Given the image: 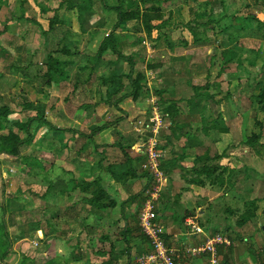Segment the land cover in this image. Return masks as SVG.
<instances>
[{
	"label": "rangeland",
	"instance_id": "1",
	"mask_svg": "<svg viewBox=\"0 0 264 264\" xmlns=\"http://www.w3.org/2000/svg\"><path fill=\"white\" fill-rule=\"evenodd\" d=\"M44 6L43 0H27L28 8L25 6L24 14L22 20L18 21L16 17L13 16L14 13H19L16 10H12V13L8 14V19H10V25L9 29L7 30V33L2 35L0 37V47H7L11 50V53L13 51L11 56L6 55L3 53V51L0 49V104H7L10 106V108L15 112L14 116L11 117L12 121L15 122L17 120H22L24 122L28 121L29 118H36L38 113L35 109L31 110V112H21L23 103L25 102L24 97L27 99H30L31 101H41L40 103L45 104L44 114H40L46 122L51 123L52 125L58 127V129H65L66 132H60V131H49L48 127L43 130H37V128L31 129V132L33 135H36V133L39 131V133L35 136V139L31 142L30 145L23 146L21 149V156H33L36 159H42L45 161L46 166L43 171H41L38 167L29 168L28 164H24L22 160H17L13 158H2V166H0V210L2 212L3 210L6 211L7 219H11V216H13L14 226L10 228V236L13 241V254L9 257L8 263L9 264H20L21 257L24 254H27L30 259H34L37 262H44L47 259V257H52L54 260H51L53 262H50L48 264H84L85 263V257L84 255H90L93 262L91 264H101L99 261H96L95 259L98 258L94 251H100L102 249H105L106 251H109L110 245L113 243L116 245V250L111 254V258L114 260H117L118 264H128L129 260L127 258V254L125 252H122L123 249L127 251V249L130 250L132 261L130 264H138V259L144 255L147 254L150 251L148 248H144L143 241L139 240L136 236L131 237L128 235L127 243L123 236H120L118 233L125 227L126 223L129 229L134 230L136 227H138V221H139V213L142 208L144 197L146 192L144 191V188L147 186L150 187V178L145 175V169H144V155L143 150L141 148H138L137 145H142L141 140L137 138V134L134 131V123L138 119L144 118V116L151 112L150 108L152 107V103L159 100V97L155 94V91H165L163 95V100L168 102L170 99H188L193 98V95H195V92L192 91L188 92L189 90L181 91V93L177 92L174 97L169 96V86L172 85V82L168 79L169 74L167 71H164L163 74L165 76L166 82L160 83V79H156L158 76L157 69L155 70H149L147 69L148 62L141 61V63L138 64V68L142 69L144 72H146L147 75H149V78L147 80V88L143 90L142 94L140 95V98L138 101H132V100H126L125 103H123V109L121 108V113H118V109L113 107L111 104L103 102L104 98L108 96L109 93L114 92V88H116V84H119L118 82L110 83L108 86V91L105 96L104 93L100 92L102 90H91V92H88L87 99L85 100L86 104H89L90 107L88 109H82L81 105L83 102H81L77 107L71 104V101L75 98H72L71 94L68 92L70 91L68 87V76L65 82H62V84H59V87H53V88H47L45 85H47V79L44 77L39 76V71H36L34 67L30 66V69H28V73L31 75V77L24 78L19 72L17 71H11L9 68V65L12 63L20 64L23 66L28 65L27 57L30 52L33 51H39L40 52V46L44 41L50 42V44L55 45V42L57 41L58 37L63 35L64 31H60L59 33L53 32L50 36L51 39H46V34H44L43 28L38 27V25H34L30 21H34L38 19L41 21L46 29H48V19L41 18L43 14H41L40 9L37 5V2H39ZM49 1L55 2L56 4L60 3V0H45V2L49 5ZM110 6L117 5L118 0H108ZM107 1V2H108ZM153 2L149 5H155L157 6L158 3H154L156 0H152ZM164 1V0H163ZM185 1V0H184ZM228 4L232 3L234 6L231 7V9H242V11L245 9L243 7L247 1H245L244 5L242 4L241 0H224ZM6 5L0 4V31H3L5 28V21L8 19H5L7 16L8 11V4L10 3H16L15 0H7ZM218 2V0H217ZM251 3V9L253 8V5L255 3L254 0H248V3ZM183 6L181 7V5ZM188 2L182 3L178 0H167L163 4H161L163 8V13L165 15V19H168L171 13V17L169 19V24L179 25L185 20L184 16L180 17L178 15V11L181 8V12H183L185 9H188L189 6L187 5ZM160 5V4H159ZM95 6L97 7L98 11L101 13L103 9V4L99 0L95 2ZM246 6V5H245ZM61 13V12H60ZM72 12L68 13L71 14ZM74 15V18H77V14L72 13ZM190 18H193L192 9L189 14ZM48 17V16H47ZM59 17H62V20L64 21L65 25H68V19L65 17L64 13L59 14ZM102 18V15L97 17L96 19L91 22V24L94 25V23H97L99 19ZM30 19V20H28ZM78 19V18H77ZM109 22L112 18H108ZM114 20V19H113ZM115 24V20H114ZM73 25L78 29V25H76V21L74 20ZM93 27V26H91ZM264 27V24H263ZM66 28V26H65ZM209 28V27H208ZM170 31V30H168ZM111 32V30H110ZM109 30L102 32V34L110 33ZM20 34L19 41H16L17 38H13V36H18ZM99 35V34H98ZM179 35V34H178ZM68 36L71 37V39H74V33L72 29L69 28L68 30ZM176 36V35H175ZM78 38L77 42V49L76 51L79 53H82V49L85 48L86 51L88 49H95V47H89V44L87 39L88 37L85 36ZM99 37H97V40H99ZM150 35L146 34L145 40L149 43L148 46L151 48L152 51H156V55L160 56L162 59L163 52L167 49L168 43H165L164 41H159V43L155 44L154 46L153 42L151 41ZM142 39V37H141ZM177 40V39H176ZM20 44H19V43ZM22 45V46H21ZM21 46L20 49H18ZM74 51H75V45H73ZM92 46V44H91ZM245 51L243 52V55L247 57L248 59L254 60L255 55L258 51L262 48V51H264V46L260 48V43L253 44L251 46L249 43L244 44ZM252 47V48H249ZM155 48V49H154ZM260 48V49H259ZM148 56V55H147ZM262 57V56H261ZM44 57H38L37 60L39 62H44ZM81 60L79 62H83L85 59V56L80 57ZM161 64V60H157ZM163 61H167L166 59H163ZM140 62V60H138ZM258 66L255 67L254 70L249 71L248 75L246 73H243L244 75H240L239 72L232 71L231 75L227 74L224 83H231V87L228 88L229 93L232 95L231 100L236 103L242 104V112H245L243 116V123L237 124V129L233 126L229 129H234L232 133V136L230 137L233 141V143H240L241 141L242 145L239 144L238 148H244L246 149V152L239 153L238 149L235 147H229L226 152L227 155L229 153H235L238 152V155L233 156L237 157L239 160L241 159L242 155V162L246 166L250 167H256L258 170L263 171L264 170V158H259L255 155L254 149H251L249 146H246L243 144L247 139H249L251 136H261V141L264 143V112L260 111L259 109V98L258 94L261 92L262 87H264V62L262 58H259L256 60ZM129 64V63H128ZM175 65V64H173ZM260 65V66H259ZM130 66V64H129ZM162 66V64H161ZM177 66V65H175ZM182 70L180 74H178L177 78L179 79V83L182 85H185L189 87L190 84L192 85L194 83V79L192 80L191 75H188L189 71H185L184 63L181 64ZM262 66V67H261ZM258 69H261V72L258 71ZM125 73L128 71H124ZM204 73L205 71H202ZM217 73V71H214ZM44 74V73H43ZM83 75H86L85 73H82ZM42 75V72H41ZM78 76L76 71H70L69 78L74 81L76 79L75 76ZM127 75V74H126ZM125 75V76H126ZM160 76V75H159ZM79 77V76H78ZM155 77V78H154ZM95 78L98 79L97 75ZM69 79V80H70ZM78 79V78H77ZM215 78L212 77L211 80H214ZM30 80V83H27V81ZM97 81H93V85ZM201 82H206L204 80H201ZM122 84L128 86L129 79L123 78ZM176 83V82H175ZM216 83V82H215ZM35 85H39V91L42 89L41 93L37 92ZM101 85H103L101 83ZM164 85V86H163ZM34 87V88H33ZM118 87V86H117ZM58 89V90H57ZM130 90V88H129ZM106 93V91H105ZM102 94V95H101ZM42 96L40 98L39 96ZM68 95V100L66 101V96ZM76 96L78 98L80 97V92L76 93ZM103 96V99L101 101V97ZM230 96V95H229ZM118 98V97H117ZM112 102L114 100H111ZM77 103V102H75ZM218 105L214 106V112L213 115L209 116V120H206L204 124L200 125L202 126H209L211 122H209L211 119H213L217 113ZM182 113L187 114L190 110V106L188 105V102L184 101L182 103ZM120 112V111H119ZM235 112V111H234ZM129 113V114H125ZM121 115V116H120ZM210 115V113H208ZM125 116V117H123ZM123 117V118H122ZM88 120L92 121L91 123L87 122ZM124 119L123 121H119L118 123H114L118 119ZM78 122H74L76 120ZM127 119V120H126ZM183 118L182 120H184ZM169 122L171 120L167 119ZM39 123H34V125H38ZM109 125L108 129L106 128V131L103 134V138L107 137V140L105 142L107 145H111L113 143H121L128 151V154L134 158L140 157V154L143 155V164L140 167H135L136 171L138 173L137 178H133L131 175L126 176L125 179V186L118 185V188L115 187H107V185H111V183H105L106 187L110 189V193L112 196L116 197L117 199V207L115 209L110 210V212L107 213V216L104 217V221L97 222L96 216H91L88 219V223L91 224H97V227L94 231V233H90L91 236H88L85 230L82 228L79 223H75L71 226L72 230H69L67 234L64 236L63 241H53V251L49 250V244H47V238H49L50 235H54L55 232L48 228L45 223H42V231H32V226L29 225L30 223H35L39 217H36V214H39V212L43 209L44 204H48V207H66L68 206V202L73 200L72 196L63 195L61 198H51L48 197L47 199L43 200L41 198H38L36 196H30V194L26 191V189L32 188L34 191L42 193L45 191L46 186L48 185L47 180L44 178L51 179L54 175H58L60 177H66V174L63 172V170L68 169H75L74 164L72 163V160L74 157H80L81 161H85L84 159H88L89 162L88 165L91 166L92 172L91 175L96 176L97 171V163L100 160V155H98L97 151L95 150L94 144L91 141H88L86 138L85 143L86 147L81 150V154L79 155L77 153L78 149L80 148V144L83 143V139H80L81 133L85 136H89L96 127L100 128L102 126ZM68 128L74 129L77 132H67ZM116 131H120L122 135H124V138L121 140L119 137L115 136L117 133ZM167 131L165 130L164 133L166 134ZM123 132V133H122ZM160 138V142L163 145L165 139L164 135ZM197 133L193 132L190 134L191 138L188 139H181L182 141H177V146L181 147L184 146L182 143H185L186 149L190 151V153H193L195 157L197 155H203L206 154L207 149H210L212 156L215 155H221L223 152H225L224 149H226L227 141H224L223 143L215 142V141H204V146L199 150L197 142L195 141V136ZM98 136V135H97ZM74 138L77 142H73L70 140L68 146V139ZM189 137V136H188ZM96 141L98 142V137H95ZM78 139H80L78 141ZM164 139V140H163ZM101 143V142H99ZM103 143V144H106ZM72 148V150H69ZM235 148L236 150L234 151ZM258 149L264 150V145H259ZM108 150V160L113 161L116 163H119L124 160V155L120 149H113V148H107ZM176 150V149H175ZM195 150V151H194ZM238 150V151H237ZM264 152V151H263ZM166 153V152H165ZM179 153V152H177ZM170 157L171 155L168 153L167 155ZM167 157V159H168ZM142 160V159H141ZM140 160V161H141ZM108 161V162H109ZM168 161V160H166ZM108 162L105 161L107 164ZM205 163H199L197 167H201V165H204ZM225 165V166H234L237 165L236 162L232 161L229 158H222L217 159L215 161H211L209 165ZM178 164L177 166H179ZM87 166V162H84V167ZM176 166V167H177ZM84 169L83 167L79 168V170ZM88 169V168H87ZM175 169V168H174ZM190 169H194L193 167ZM30 171V173H28ZM77 173L80 175V172H78L75 169V174ZM179 168H176L172 171L171 175H167L166 182H165V191L163 193L162 200L159 204V208L162 203L167 201L168 199L166 196H169V194L172 192V196L175 199V195L181 191H183L182 187H185L187 185L182 184L181 186H177L174 184V175H178ZM190 173V172H189ZM72 175H68L66 178H70ZM192 177L193 174H190ZM109 177V176H108ZM189 179V178H188ZM117 182V181H116ZM177 182V181H176ZM175 185V186H174ZM184 185V186H183ZM190 185L192 182H190ZM171 187V188H170ZM176 187V188H175ZM186 190V189H185ZM215 190V189H214ZM229 190V189H226ZM217 193L218 190L216 189ZM188 192V191H185ZM174 193V194H173ZM192 195H187V198L183 200L181 198V203H187L190 201L192 203ZM183 196V194L181 195ZM171 197L169 199H171ZM173 201V200H172ZM223 200L221 197L218 198L216 201L217 203V209L219 210V207L221 209H224L226 206L223 204ZM192 206L191 204H188L187 207ZM244 205L238 201L237 209L240 212L241 210H244L242 208ZM123 207V208H122ZM248 207V206H247ZM249 208V207H248ZM86 214V213H85ZM83 214V215H85ZM203 224L207 225V222H203ZM98 225L100 227H98ZM203 225V226H205ZM32 227V228H31ZM36 227V226H35ZM65 227V223L62 221L59 223V228ZM206 227V226H205ZM106 229L110 230V238H112V243L107 241H103L101 239L102 234H104ZM23 237H20L18 233H22ZM83 232V234L79 235ZM50 234L49 236L45 237L44 235ZM80 245V251L75 252V258L73 256H70V252L72 251L73 247H77V245ZM129 245V247H127ZM73 246V247H72ZM76 258H79L80 260L77 261Z\"/></svg>",
	"mask_w": 264,
	"mask_h": 264
},
{
	"label": "crops",
	"instance_id": "2",
	"mask_svg": "<svg viewBox=\"0 0 264 264\" xmlns=\"http://www.w3.org/2000/svg\"><path fill=\"white\" fill-rule=\"evenodd\" d=\"M99 1L103 4L102 12L100 13L97 7L94 6L96 11L93 14L87 15V21L85 22L83 30L81 29L78 19L74 18V15H72V13L75 12L67 10L66 7L61 8L59 10L60 16L64 13L65 17L68 19L69 26L67 27L62 20V17H60L64 27L66 26V37H64V39L62 37H58L55 45L53 42L50 44L51 41H44L45 39L43 38V42L40 46V52H30L27 57L26 63L30 65L31 62L30 66L34 67L36 71H46V63L48 61L47 59L49 54H52L55 58H59L61 61L68 63L67 69L65 70L67 71L68 76L67 88L70 90L68 94L70 93L72 98H75L69 101H71V104L76 107L81 102H83L82 105L90 107L89 104H86L85 100L87 99L88 92H91V90H102L100 92L104 93L106 96L109 84H105L103 82L104 78L114 77L113 75L115 71L117 72L116 74L121 75H126L130 72L128 62L125 59H119L111 52H107L104 55L103 59L106 62L104 66L93 69L92 61L97 54L101 43L109 34H102V32L107 30L110 32V29L114 24L113 19L109 22L108 18L111 17L109 15V11L106 10V7H113V5L110 6L108 0ZM178 1L179 3L188 2L187 5L189 6V11L188 9H185L181 12V8L177 10L178 15L180 17L184 16L185 20L183 19L179 25H174L171 22V25H167L165 29L162 30L160 40H154L157 38V35L156 33H153L150 41L154 43V46H156L155 44L159 43L161 40L168 43V47L162 55L163 59H166L167 61H163L160 56L156 55V51H152L151 48H149V43L145 40V32L136 33L129 30L132 26H134V22L124 24L123 29L127 31L118 32L120 33L119 35H121V37L127 42L124 49V55H133L134 52L138 51L139 46L136 44V41L138 38L142 37L143 44L146 47V55L144 56L145 61L152 64L157 62L158 59L162 61V66L157 69L159 72L157 73L158 76L156 79H160V83H165L166 79L163 72L167 71L169 74L168 79L172 82V85L169 86L168 92L171 97H174L177 92L181 93V91L186 92L187 90H189L188 92H191L192 94L194 86L204 87L205 85H209V89H207L205 93L211 94L213 99H210L208 102H198L201 104L196 107L194 116L197 117L196 121H200L203 125L206 120H209V116H211V114L213 115L214 106L218 105L215 117L209 122L213 123L217 120L221 121L224 133H215L216 131H213L212 129H209L208 131L207 129L202 130L200 128V131L195 132L197 133L195 136V141L198 145L197 149L200 150L204 146V141L206 140L209 141V145L211 140L220 143L227 141L228 143L225 146L226 149H224L226 151L229 148V145H235L230 137L232 136V133L236 131L234 129L227 130V128L234 126L237 129L236 125L239 124V127L240 124L243 123V116L245 112H242L243 102L236 103L231 100L232 95L228 91V88L231 87V83H229L230 81H228V83H224V80L227 74L231 75L232 71L239 72L240 75H244L243 73L248 75L249 71L254 70L255 67L258 66L259 62L257 64L256 60L262 58L264 61V51H262L261 48L264 46V30L260 29L264 28V0H254L255 3L252 10L249 9L251 8V3H248V0H241L243 5L245 1H247L245 4L246 6H243L245 7L243 11L242 9H231L234 5L232 3L228 4L224 0H218V2L217 0ZM43 2L44 6H42L40 1L37 2L41 14L42 10L47 9V7L51 9L57 7L55 2L49 1V5L45 2V0H43ZM163 2V0H160L158 5L160 4L159 6L162 7L161 4H163ZM25 6L28 8L27 0L24 4L23 11L25 10ZM182 6L183 4L181 7ZM191 9L193 13L192 19L189 16ZM70 12L72 13L68 15ZM101 15L102 18L99 19L97 23H94V25L91 24L94 19ZM43 17L47 19L46 16L42 15L41 18ZM74 20L76 21V25H78V29L75 25H73ZM34 21L35 22L33 24L35 25V23H38L40 27L43 28L44 32L49 30V25L47 26L48 29H46L45 25L41 21L38 19ZM69 28L72 29L74 33V39H71V37L68 36ZM82 35L83 37H88L87 41L90 43L89 47H95V49H88L86 51V49L83 48L82 53L76 51L78 38ZM98 36H100L99 40H97ZM46 37V39H51L50 35H46ZM13 38H17L16 41H19L20 34L18 36H13ZM246 43H249L251 46H253V44L260 43L261 49L259 48L260 51L257 52L254 60L248 59L243 55V52L245 51L244 44ZM72 44L75 45V51ZM198 45H200V47ZM21 46L18 49H20ZM63 46H67L72 55H70V53L65 55L54 52ZM0 49L4 54L9 56L15 52L13 51L11 53V50L7 47H2ZM37 55L38 57H44V62H39L37 60ZM82 56H85V59L83 62H79V60H81L80 57ZM134 57L136 64L135 69H138L137 60H140V55L134 53ZM182 63H184L183 67H185V71H189L187 74L191 75L192 80L194 79V83L192 85L190 84V89L189 87L180 84L179 79L177 78V75L183 71L181 66ZM263 64L264 62L262 65ZM201 70L205 72L202 73ZM70 71H76L79 77L76 75V79L73 81L69 78ZM124 71L128 72L125 73ZM146 71H148V69H146ZM214 71H217V73ZM258 71L261 72V69H258ZM82 73H85L86 75H83ZM96 75L98 79L95 78ZM102 77L104 78L102 79ZM212 77L215 79L211 80ZM94 80L97 82L93 85L92 83ZM201 80L206 82H201ZM60 83L62 84V82ZM60 83L45 86L47 88L57 87L59 89L61 88L59 87ZM101 83L103 85H101ZM78 92H80L79 98L76 96V93ZM39 97L42 98L41 95ZM102 99L103 96L101 97V101ZM190 99L191 97L184 100ZM65 100H68V95ZM103 100V102L106 103L107 98L105 97ZM123 103L120 104V108L122 109ZM194 103L195 102H193V104ZM118 113L120 114L121 111H118ZM208 113H210V115H208ZM123 120L124 119H121V121ZM74 122H78L77 119L74 120ZM87 122L91 123L92 121L87 118ZM105 131L98 134V143H106L105 140H107L108 136L103 138ZM116 132L115 136L119 138L124 136L120 131ZM177 137H175L169 129V131H167L164 135L165 141L163 143L168 144L166 149L167 155L168 153L170 154L175 151L179 152L178 154L183 157V159L178 161V164L180 165L175 167V169L179 168V173L177 177L174 175L173 178L175 179L174 184L176 187L181 186L182 184L187 186L182 187L183 191L180 190L177 194L173 193L175 195V199L171 197L172 192L169 196H166L168 200L165 202L169 205L167 204L168 208L165 210V213L161 216V218L166 227L167 244L180 251L182 261L185 264H210L209 257L207 255L194 257L188 254L185 249L189 246L192 247L203 243L208 237H211L216 233H222L229 238L230 244L218 247V261L220 264H263L264 170L261 171L256 167L246 166L242 162V155L240 160L237 157H233L238 155V152H246V149L244 150L242 147L238 148L239 144L242 145L241 141L243 140H240V143L236 142L238 146H235L236 149H240L239 151L237 150L238 152L229 153L228 155L226 152L227 156L225 158L228 157L229 160L231 159L236 162L237 165H235V167L221 165L223 167L222 171H224L222 184L220 181L213 180V176L207 177L206 175H203L201 177V181L205 183L204 185H190L192 178L190 176L192 169L190 168L197 167L195 163L196 157L193 153H190V151L186 149L185 143H182L184 146H177V141L179 139H185L182 136L179 139ZM179 141L183 142V140ZM260 145H264L261 140ZM235 148L232 149L235 151ZM263 151L264 150L261 151V149H254L255 155L259 158H264ZM207 152L210 153L211 150L207 149ZM210 156L213 157L211 154ZM217 165H210V168ZM214 176H216V174ZM212 180L213 182L211 183ZM118 185L119 184L113 181L112 186L109 185L107 187H115L117 189ZM216 189L218 190V193ZM109 191L110 189H108V192ZM182 194L183 196H181ZM189 194H193L192 203L190 201L187 203H181V198L185 200ZM170 197L171 199H169ZM219 197L222 198L224 201L223 204L226 207L224 209L219 207L218 210L216 201ZM254 200L256 207L248 208L247 206ZM238 201L244 205L242 207L244 210H241L240 212L238 211L239 209H237ZM188 204H191L192 206L187 207ZM182 218H185L184 222H182ZM189 219H195L197 221L203 230L202 234L192 233L190 228H187L186 221ZM204 221L207 222V225L203 224ZM141 244H143L144 248H148L151 251L149 243L145 244L144 242H141ZM32 264H38V262L35 260Z\"/></svg>",
	"mask_w": 264,
	"mask_h": 264
},
{
	"label": "trees",
	"instance_id": "3",
	"mask_svg": "<svg viewBox=\"0 0 264 264\" xmlns=\"http://www.w3.org/2000/svg\"><path fill=\"white\" fill-rule=\"evenodd\" d=\"M6 1L7 0H0V4L6 5ZM96 1L97 0H60V3L57 4L56 8L51 9L47 7V9L42 10L43 16H48L47 19L49 21V30L47 31L48 33L44 32V34L51 35L53 32L59 33L60 31H64L63 35H61L60 37H62L63 39L64 37H66V30L64 24L59 17V10L63 7H66V9L69 11L76 12L81 29L83 30L85 27V22L87 21V15L93 14L96 11L94 8ZM165 1L167 0H164V2ZM15 2L16 3L14 4H8V13L5 19H8V14L12 13V10H16L19 12L13 14V16L16 17L18 21L25 18V15L23 16V8L26 0H15ZM152 2V0H118L117 5L113 7H106V10L109 11L110 17L115 20V24L112 25L110 29L111 32L101 43L100 48L97 54L95 55L92 63L93 69H97L104 66L106 62L104 61L103 57L107 52H111L116 55L119 59H125L130 64V72L126 76L124 74H116L117 72L115 71L113 75L114 77H102V79L104 78L103 82L105 84H110L119 81V84H116V88L113 89L115 91L109 93L106 100V103L111 104L119 111H121V103L129 99L132 101H138L143 90L146 89L148 91L147 80L149 76L142 69H135L136 64L134 61V53L140 55V62H138L137 60V65L141 63V61L145 60L144 56L146 55V47L143 44V38H138L136 41V44H138L139 46V50L134 52L133 55L125 56L124 49L127 45V42L121 37V35H119L120 33L118 32L127 31L123 29L124 24L134 22L135 24L129 29L130 31L136 33L145 32L150 36H152L153 33H156L157 38L154 40H160L162 36V30L165 29V27L168 25L171 13L168 19H165V15L162 12L163 8L159 5H149ZM155 3H160V0H156ZM10 22V19L5 21V28L3 29V31H0V37L7 33ZM30 22L34 23L35 21ZM35 24L40 26L38 23ZM260 29L264 30V28ZM198 46L200 47V45ZM54 52L65 55H68L70 53L67 46H63L62 48H59L57 51ZM70 55H72V53H70ZM47 60L48 61L46 63V71H39V76H42L47 79V86H51L53 84L65 81L67 79V71L65 70L67 69L68 63L61 61L59 58H55L54 56H52V54L48 55ZM30 65L23 66L19 64H11L9 65V68L12 71H17L21 73L24 78H26L31 77V75L27 71L28 69H30ZM160 66L161 64L158 61L153 64L148 63L147 69L155 70L160 68ZM125 77L129 79L128 86L121 83L122 79ZM27 83H30V80H28ZM35 87L37 88L34 90L41 93L42 89H40L39 91V85H35ZM207 89H209V85H205L204 87L194 86L193 91L195 92V95L190 100L170 99L168 102L163 100V95L165 91H155V94L159 97V100L157 101V106L160 107V110L164 114L168 115L169 119L171 120L170 131L175 137L178 136V139L181 136L184 138L187 137V139L191 138L188 136H190V134H192L193 132L200 131V128L202 130L207 129L208 131L209 129H212L213 131H216L215 133H224L221 121L217 120L211 123L208 127H206L207 125L204 127H200V121H196L197 117L194 116L196 107L201 104L198 102H208L210 99H213V96L211 94L205 93ZM258 98L259 109L260 111L264 112V87L258 94ZM24 100L25 102L23 103L21 112H31V110L35 109L38 113L36 116L39 115L36 118H29L26 122L22 120H17L13 122L11 117L15 115V112L7 104H0V166H2V158H13L17 160H22L24 164H28L30 169L33 167H38L41 169V171H43L46 166L45 161H43L42 159H36L33 156H21V149L23 148V146L30 145L31 142L35 139V136L39 133L38 131L36 135H33L31 129L37 128V130H43L48 127V132L55 130L60 132L66 131L65 129H58V127L55 128L54 125L45 121L46 118L44 120V118L40 116V114H44V103H40L41 101H31L26 97H24ZM111 100L114 101L112 102ZM184 101L188 102V105L190 106V110L189 112H187L186 115L183 114L181 110L182 103ZM193 102L195 103L193 104ZM81 108L86 110L89 107L82 105ZM150 110H152V107L150 108ZM183 118L185 119L182 120ZM120 120L121 119L119 118L114 123H118ZM34 123L39 124L34 125ZM108 127L109 125H105L100 128L96 127L97 129H95L89 136H85L82 133L80 135V139L86 138L88 141H91L94 144L95 150L100 155V160L97 163V171L95 173L96 176L91 175V173H93V168L88 165V159H84L85 161H81L80 157H74L72 163L74 164L75 169L80 172V175L78 173L76 175L75 169L73 170L70 168L68 169V171L63 170V172L66 174V177L68 175H72L70 178H64L58 175H54L53 177H51V179H49L44 176V178L48 182V185L46 186L45 191H43L42 193L36 192L32 188L26 189L30 196H36L43 200L47 199L48 197L61 198L63 195L73 197V200L68 202V206L66 207L50 208L48 207V204H44L43 209L39 212V214H36V217H39V219H37L35 223L29 224L33 227H31L32 231H42L41 224L45 223L48 228L52 229L55 232L54 235L47 234L48 236L50 235L46 241L47 244H49L50 251H53V241H63L64 236L67 234V232H69V230H72L70 225L79 223V225H81L82 228L85 230L84 232H86L88 236H91L90 233H94L97 224L90 225L88 223V219L91 216H96L98 218L97 222H103L104 217L107 216V213L117 207V199L108 192V188L106 187L105 183L117 181V184L125 186L126 176L131 175L133 178L138 177V173L135 167H140L143 164L142 157L144 154H140V157L134 158L128 154L127 149L121 143H113L111 145H107L103 143H98L96 141L95 137H98L97 135L105 131L106 128L108 129ZM227 130H229V128H227ZM67 132L74 133L77 131L68 128ZM123 138L124 136L120 137L119 139L122 140ZM80 139H78V141ZM70 140H72L73 142H77V140L74 141L75 139L71 137V139H68V146H70ZM260 140L261 136H251L249 139L243 142V144L253 149H258V146L260 145ZM231 146L235 147L238 145L235 143V145H229V147ZM85 147L86 143L85 139H83V143L80 144V148L78 149L77 153L80 155L81 150H83ZM167 147V143L160 145L161 150H163L164 152H166ZM107 148L120 149L124 155V160L119 163L109 161V158L107 156ZM69 150H72V148H70ZM170 155L171 156L168 157L166 154L165 159L162 162V170L164 171L166 176L168 174L171 175L174 168L178 165V161L183 159V157L175 151L171 152ZM226 156V151L223 152L221 155H215L213 157L210 156L209 152H206V154L203 155H197L195 159L196 166L199 165V163L205 164L201 165V167H196L192 169V184L204 185L205 183L201 181V177L203 175H206L207 177L213 176V180L220 181L222 184V179H224V171H222L223 167L221 165H217L215 167L210 168L209 163L217 159L225 158ZM105 161L109 162L106 164ZM84 162H87L86 167H84ZM81 167H83L84 169L79 170V168ZM28 173H30V171H28ZM215 174L216 176H214ZM145 175L150 178L147 172L145 173ZM213 180L211 181V183L213 182ZM144 191H148L147 186L144 188ZM167 204V202H164L161 204L160 208H158V213L160 217L165 213V210H167L169 205ZM248 207H256L255 200L252 201L248 205ZM3 209L4 208H2V212L0 210V264H9L8 259L14 252L12 248L13 241L9 231L10 228L14 226V221L13 216H11V219H7L8 214L6 215V211ZM181 220L182 222H184L185 218H182ZM62 221L65 223V227L59 228V223H61ZM127 224L128 223H126L125 227L120 231V233H118L120 236H123L127 243H129V241H127L128 235H130L131 237L136 236L145 244L149 243L147 237L141 232L139 226L132 230L128 228ZM98 227L100 226L98 225ZM105 231L106 232L102 234L101 239L105 242H111L112 238H110L109 236L111 231L108 229H106ZM23 234L24 232H22L21 234L18 233L20 237H23ZM82 234L83 232L79 235V238ZM47 235L45 234L44 236L47 237ZM127 247H129V245ZM80 250V245L78 244L77 247H73L72 251L70 252V256H73V258H75V252H81ZM115 250L116 245L112 243L110 245L109 251H106L105 249H102L100 251H94L96 256H98V258L95 260H100L99 263L101 264H118L117 260L111 258V254ZM122 252H125V254H127V258L129 260L128 264H130L132 261L130 250L127 249L126 251L125 249H123ZM84 257V264H91V262H93L90 255L87 254L84 255ZM47 259L48 260L44 262H38V264H47L48 262H52L51 260H54V258L52 257H47ZM76 260L79 261L80 259L76 258ZM34 261L35 260L30 259L27 254H24L21 257L20 264H32Z\"/></svg>",
	"mask_w": 264,
	"mask_h": 264
},
{
	"label": "built area",
	"instance_id": "4",
	"mask_svg": "<svg viewBox=\"0 0 264 264\" xmlns=\"http://www.w3.org/2000/svg\"><path fill=\"white\" fill-rule=\"evenodd\" d=\"M168 115L164 114L155 101L152 103V110L144 118L134 123V131L142 145H137L145 155L144 169L150 176V187L145 194L144 202L139 213V227L147 237L151 252L142 255L138 264H185L182 261L180 251L170 247L166 240V227L158 213L159 204L162 200L167 176L162 170V162L166 153L161 150L160 138L165 130H169L171 121ZM170 120V119H169ZM187 228L192 233L202 234L203 230L195 219L186 221ZM230 244L229 238L216 233L208 237L203 243L189 246L185 251L194 256L207 255L210 264H220L218 261V247ZM264 264V255H263Z\"/></svg>",
	"mask_w": 264,
	"mask_h": 264
}]
</instances>
